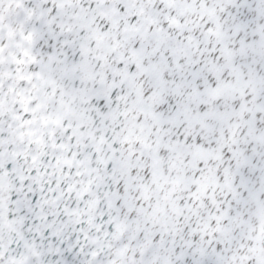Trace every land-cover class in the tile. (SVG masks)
Returning <instances> with one entry per match:
<instances>
[{"label": "snow or ice", "instance_id": "6c2138e0", "mask_svg": "<svg viewBox=\"0 0 264 264\" xmlns=\"http://www.w3.org/2000/svg\"><path fill=\"white\" fill-rule=\"evenodd\" d=\"M0 264H264V0H0Z\"/></svg>", "mask_w": 264, "mask_h": 264}]
</instances>
